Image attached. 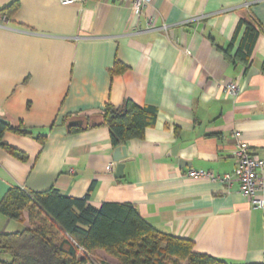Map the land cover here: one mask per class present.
<instances>
[{
	"label": "crops",
	"instance_id": "crops-1",
	"mask_svg": "<svg viewBox=\"0 0 264 264\" xmlns=\"http://www.w3.org/2000/svg\"><path fill=\"white\" fill-rule=\"evenodd\" d=\"M14 1L0 15V119L22 121L34 136L4 134L27 160L0 148V201L11 187L75 199L91 188L93 208L129 203L155 231L192 241L198 254L263 264L264 191L255 209L235 177L228 187L187 173L232 176L235 133L264 161V0H151L141 13L125 2L0 0V10ZM252 19L261 31L244 63L234 59L243 30L233 35ZM116 63L123 70L112 74ZM231 83L235 97L223 91ZM127 100L155 108L157 118L142 140L122 146L128 161L115 178L108 129L68 133L67 124ZM26 217L0 216V232L26 228ZM100 261L117 263L97 251L86 264Z\"/></svg>",
	"mask_w": 264,
	"mask_h": 264
},
{
	"label": "trees",
	"instance_id": "trees-1",
	"mask_svg": "<svg viewBox=\"0 0 264 264\" xmlns=\"http://www.w3.org/2000/svg\"><path fill=\"white\" fill-rule=\"evenodd\" d=\"M15 1L0 10L6 15L15 9ZM242 37L234 59L246 63L260 34L257 20H240L233 41L239 32ZM233 42L229 44L228 50ZM228 50H222L231 59ZM116 63L112 74L122 71ZM264 73V62L262 71ZM157 111L152 107H140L130 100L119 107L105 104L99 114L85 117L80 126H70L68 133L105 127L109 131L113 149L132 140H142L145 131L156 122ZM33 137V131L22 121L16 125L0 119V148L20 161H26L25 153L3 141L5 133ZM45 136L38 135L40 143ZM82 199L61 196L50 189L42 193H29L19 187H11L0 201V216L27 226L16 232H0V264H86L104 252L116 264H229L226 261L194 251L190 240L166 235L151 228L129 203L105 202L93 208L87 201L91 188ZM100 264H110L100 261ZM264 264V263H263Z\"/></svg>",
	"mask_w": 264,
	"mask_h": 264
},
{
	"label": "built area",
	"instance_id": "built-area-1",
	"mask_svg": "<svg viewBox=\"0 0 264 264\" xmlns=\"http://www.w3.org/2000/svg\"><path fill=\"white\" fill-rule=\"evenodd\" d=\"M86 0H59L61 6H71L74 4H82ZM117 3H129L135 13H141L142 9L149 4L151 0H103ZM224 93L228 96L235 97L238 94L237 85L231 83L225 85ZM240 133H235L237 143L234 150V160L236 167L234 174H225L223 176H214L212 173L206 171H190L188 177L191 179H206L210 181H219L223 185L230 186L232 179L235 177L238 184L239 192L249 199L252 203V208L263 207L262 200L257 198V195L264 191V179L260 177L261 170L264 169V161L256 159L245 143L240 139Z\"/></svg>",
	"mask_w": 264,
	"mask_h": 264
},
{
	"label": "water",
	"instance_id": "water-1",
	"mask_svg": "<svg viewBox=\"0 0 264 264\" xmlns=\"http://www.w3.org/2000/svg\"><path fill=\"white\" fill-rule=\"evenodd\" d=\"M80 126L82 125V121L81 120H74V121H70L67 124V128H69L70 126ZM125 149L124 147L122 148H116L113 152V157H112V167L113 169H115V178H121V176H123V169L124 166L128 159L126 158L125 155Z\"/></svg>",
	"mask_w": 264,
	"mask_h": 264
}]
</instances>
